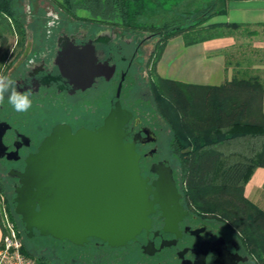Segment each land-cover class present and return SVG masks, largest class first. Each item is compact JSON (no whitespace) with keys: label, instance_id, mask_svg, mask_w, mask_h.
<instances>
[{"label":"flooded vegetation","instance_id":"af4514ba","mask_svg":"<svg viewBox=\"0 0 264 264\" xmlns=\"http://www.w3.org/2000/svg\"><path fill=\"white\" fill-rule=\"evenodd\" d=\"M54 3V2H53ZM52 9L46 11L41 27L26 23L27 38L18 63L7 74L16 82L18 91H29L32 101L27 117L35 121L27 125L26 119L16 113L5 114V103L0 105V121L9 124L2 136L6 151L17 149V159L8 160L10 169L22 171L24 158L35 152L39 143L58 123L68 125L72 132L79 128L94 129L100 125L114 101L120 84L118 99L129 109L131 97H123V87L139 85L145 99L148 98V78L141 76L154 63L157 37L153 33H129L106 23H93L67 19ZM39 31V32H37ZM154 40L147 55L145 48ZM28 48H27V44ZM27 48L26 52L24 50ZM16 60L14 62H16ZM151 60V61H150ZM115 87V88H114ZM114 89V98H113ZM127 98V99H126ZM139 121L136 123L135 119ZM149 117L142 120L133 114L127 123L126 140L140 131L136 141L140 153V172L150 181L156 174L150 170L153 163L167 158L156 157L159 152V132L152 127ZM143 128L153 132L155 140L145 141ZM168 130V129H167ZM35 142H38L34 145ZM152 149H154L152 151ZM151 151V154H147ZM143 159L144 162H143ZM146 164V166L144 164ZM172 178L179 194L180 208L161 207L154 202L148 215L150 223L136 236L121 246L89 237L83 244L54 239L57 246L39 247L48 264H254L251 256L235 236L233 230L220 220V211L207 207L197 208L191 199L183 197V183L178 169L170 166ZM11 185L18 184L16 177ZM152 195H150L151 197ZM38 232V231H37ZM35 234V233H34ZM41 236V235H40ZM49 237V236H46Z\"/></svg>","mask_w":264,"mask_h":264},{"label":"trees","instance_id":"16d2710c","mask_svg":"<svg viewBox=\"0 0 264 264\" xmlns=\"http://www.w3.org/2000/svg\"><path fill=\"white\" fill-rule=\"evenodd\" d=\"M52 1L58 14L67 19L106 23L129 33L155 34L154 63L168 39L175 35L181 36L185 44H192L232 36L240 28L247 34L254 33L246 24L210 21L214 16L226 14V0H205V4L198 6L196 3L193 8L195 0ZM151 11L162 19L160 24L140 22L143 17L150 18ZM10 34H15L17 45L24 48L26 22L21 19L15 0H0L2 58L6 55L3 49ZM192 88H205L206 92L195 96ZM146 91L148 98L145 99L142 89L133 83L123 87L122 94L131 97L133 103L130 106L127 100L128 107L142 120H145L144 110L162 118L169 132L168 164L177 168L181 175L183 197L191 199L197 208L219 210L220 220L233 230L254 258V264H264V210L243 193L254 169L264 167V112L260 106L264 76H233L218 86L200 87L162 77L153 64ZM255 104L257 111L252 109ZM166 108L173 109V115H167ZM247 115L253 120L247 119ZM6 162L0 159V212L6 209L16 224L22 239V253L34 258L37 264H48L39 247L31 244L21 219H15L18 214L12 209L14 190L12 178L3 166ZM34 233L40 236L36 230Z\"/></svg>","mask_w":264,"mask_h":264},{"label":"water","instance_id":"95a60500","mask_svg":"<svg viewBox=\"0 0 264 264\" xmlns=\"http://www.w3.org/2000/svg\"><path fill=\"white\" fill-rule=\"evenodd\" d=\"M120 88L119 84L117 99L100 125L72 132L58 123L24 158L22 171H8L18 180L14 211L29 237L36 230L74 244L96 237L121 246L149 226L154 202L162 208H180L170 166L153 163L150 170L156 178L150 181L142 176L141 155L136 150L141 134L138 131L131 140L125 139L133 114L121 106ZM8 128L7 122L0 121V157L17 159V149L6 151L2 141ZM142 130L145 141L155 140L152 131Z\"/></svg>","mask_w":264,"mask_h":264},{"label":"crops","instance_id":"0c3cea01","mask_svg":"<svg viewBox=\"0 0 264 264\" xmlns=\"http://www.w3.org/2000/svg\"><path fill=\"white\" fill-rule=\"evenodd\" d=\"M226 8V14L214 16L210 21L246 24L254 31L252 45L264 48V0H227ZM172 38L168 39L156 62V72L160 76L200 87L218 86L230 78L226 56L228 49L236 44L235 34L192 44H185L181 36ZM260 106L264 112V94L260 96ZM243 193L250 202L264 210V167L254 169ZM1 235L0 225V239Z\"/></svg>","mask_w":264,"mask_h":264},{"label":"rangeland","instance_id":"374dc122","mask_svg":"<svg viewBox=\"0 0 264 264\" xmlns=\"http://www.w3.org/2000/svg\"><path fill=\"white\" fill-rule=\"evenodd\" d=\"M196 3L198 6H200V5L205 4V0H195L194 5L191 8L195 7ZM15 4H16L19 14L21 15V19H23V21L26 23H31L33 27H36V28H40L41 26L39 24H42L46 19L49 18V17L45 18L46 11L49 8L54 11H56L57 9L52 0H15ZM149 14H151L150 18L145 19V17H143L140 19V22L157 23V24H160L162 22L161 21L162 19H160L158 15L153 14L152 11L149 12ZM248 30H252V29L248 28ZM235 35L237 36L236 44L232 46L230 49H228L227 56H226L227 62H228V68L230 71L229 79H231L233 76L241 77L243 75L245 76V75H252V74H260L261 76H264V48H258L256 46H253L251 43V39H252L251 37L253 36V34L252 33L247 34L246 30H244L243 28H240L239 31L235 32ZM178 37H179L178 35H175L173 36V38L172 37L171 38L176 39ZM171 38L169 39V41L171 40ZM154 40L155 39L147 42L146 48H145L146 53L144 54V56L147 55L148 50L151 49ZM16 41H17V36L15 34L8 35L6 46L3 49L4 51H7L6 55L3 58H2V55L0 57V73L8 74L14 68V66L18 63L16 59L19 57V55H21V51L24 48L22 46L17 45ZM28 45L29 43L27 44V48H28ZM27 48L24 50L23 53L26 52ZM153 59L154 57L152 58V60ZM15 60L16 62H14ZM149 65L150 64L148 63V70L147 68L146 70L142 69L140 73L144 79L148 78V74L150 75L151 66ZM166 75H167V72L164 73V76ZM192 92L195 96L197 94L201 96L204 94V92H206V89L205 88H192ZM113 97H114V89H113ZM254 100H255V97L253 101ZM138 103L142 104L145 107L147 106L145 103H143V101H139ZM252 109L254 111H257L258 105L255 104ZM166 111L168 112L167 115L169 116L170 114L173 115L172 114L173 109L171 110L169 108H166ZM11 112H16V111H14L12 107H7L4 111L5 114H9ZM16 114L17 116H20V118L22 119L25 118L28 126L33 125L35 123V121H32L31 118L27 117V112H19ZM151 114H152V118H150ZM143 116H145V118L149 117L150 119L149 121L152 122L151 123L152 127H155V130L159 132V144H158L159 152L157 155L154 156V158L156 157L168 158L169 156V149H168L169 134L168 133L169 132L167 128L165 127L162 118L158 114L149 112V110L148 111L144 110ZM246 118L249 120H253V118L249 117L248 115ZM37 143L38 142H35L34 145ZM3 166L5 167V170L7 171L8 168L12 167L13 165L10 164L9 162H6L3 164ZM14 206H15V203H13L12 205L13 210H14ZM4 213L6 214V216ZM5 217L14 223V221L10 219L7 210L2 208L0 212V223L5 219ZM17 218H20V216L18 215L15 216V219ZM14 225L16 226L15 223ZM41 236L34 235L33 233V235L29 237L31 238L30 240L31 244L35 247H45V246H50V247L57 246L58 247V244L54 239L43 236V235Z\"/></svg>","mask_w":264,"mask_h":264},{"label":"built area","instance_id":"2783aa9c","mask_svg":"<svg viewBox=\"0 0 264 264\" xmlns=\"http://www.w3.org/2000/svg\"><path fill=\"white\" fill-rule=\"evenodd\" d=\"M0 225V264H37L34 258L22 253V239L14 223L5 217Z\"/></svg>","mask_w":264,"mask_h":264},{"label":"clouds","instance_id":"9594fccd","mask_svg":"<svg viewBox=\"0 0 264 264\" xmlns=\"http://www.w3.org/2000/svg\"><path fill=\"white\" fill-rule=\"evenodd\" d=\"M6 94L7 103L14 111L27 112L31 108V93L29 91H18L16 88V82L7 74L0 73V105L5 103Z\"/></svg>","mask_w":264,"mask_h":264}]
</instances>
